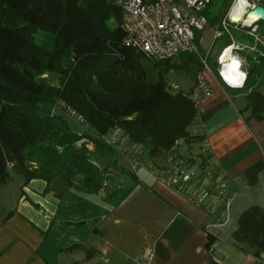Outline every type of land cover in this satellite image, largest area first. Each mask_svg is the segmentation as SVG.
I'll list each match as a JSON object with an SVG mask.
<instances>
[{"label":"trees","instance_id":"1","mask_svg":"<svg viewBox=\"0 0 264 264\" xmlns=\"http://www.w3.org/2000/svg\"><path fill=\"white\" fill-rule=\"evenodd\" d=\"M209 2L204 15L209 26L219 25L231 0ZM120 17L114 0H0V187L9 182V169L23 183L59 176L81 194L102 192V201L116 207L138 182L132 168L119 162L123 153L113 139L119 134L126 148H140L139 159L157 163L175 153V160L195 169L190 183L208 193L222 189L225 177L202 147L204 134L191 130L198 114L191 90L170 88V60H151L121 44ZM240 28L234 40L247 49V73L253 78L264 67V46L246 33L250 28ZM230 44L223 36L221 47ZM201 59L189 54L181 63L194 64L196 74ZM207 62L216 69L212 58ZM260 84L248 99L250 116L257 120L264 112ZM58 100L86 120L81 133L56 111ZM195 144L200 152L188 156ZM206 177L209 185L203 187ZM236 222L232 244L264 257V206L250 205Z\"/></svg>","mask_w":264,"mask_h":264},{"label":"crops","instance_id":"2","mask_svg":"<svg viewBox=\"0 0 264 264\" xmlns=\"http://www.w3.org/2000/svg\"><path fill=\"white\" fill-rule=\"evenodd\" d=\"M259 22L254 33H246L264 46V24ZM219 25L208 23L204 30L212 29V42L225 36L213 38ZM239 26H228L229 40L244 47L240 53L247 72V49L234 40V31H242ZM207 65L210 95L196 93L195 84L187 89L198 109L191 130L204 134L202 147L225 177L222 189L212 193L203 189L204 200L194 198V183L166 181L169 170L139 159V147L127 148L131 155L120 151L129 158L138 182L116 207L102 201V192L86 195L72 190L63 177L27 183L20 177L11 183L9 178L3 186L11 183L14 190L11 202L1 209L0 264H140L136 258L147 244L153 250L149 264H264V257L241 251L231 241L239 214L253 204L264 206V112L262 120L251 117L248 102L258 82L257 91L264 98V67L253 78L247 73L238 89L225 86L217 67ZM68 122L74 132L83 131L73 120ZM118 135L113 139L121 150L126 142ZM199 147L195 144L186 153L197 155Z\"/></svg>","mask_w":264,"mask_h":264},{"label":"built area","instance_id":"3","mask_svg":"<svg viewBox=\"0 0 264 264\" xmlns=\"http://www.w3.org/2000/svg\"><path fill=\"white\" fill-rule=\"evenodd\" d=\"M209 1L211 0H114L115 6L121 9L120 27L123 31L121 44L142 52L148 59L157 61L172 60L185 52L199 53V40L202 37L200 34L208 26V18L204 14L209 6ZM240 1L246 2L241 15V18H244L260 0H234L231 8ZM228 16L227 13L220 22L219 28L214 30V39H218L223 35L230 37L228 26L231 23L227 21ZM257 22L254 20L248 25L243 20H238L236 25L248 27L250 33H254L257 30ZM197 34L200 35L198 44L196 43ZM228 48L234 50L235 57L241 61L240 71L245 72L247 77V72L242 68L244 57L240 51L243 48L234 45L233 42L224 47L218 55L216 60L217 75L225 86L239 89L244 86L246 78L241 87H232L225 82L224 77L221 75V68L224 63L220 61V55ZM201 60L202 69L196 73L194 80L195 92L207 97L210 95L211 90L208 80H206V72H210V68L203 58ZM56 109L64 112L70 120H73L75 124L83 129L87 127L86 120L65 102L58 100ZM174 158L175 153L171 155V159ZM169 171L175 176L173 178L169 177L167 180L171 183H175L177 180L189 182L195 179L197 175L195 169L185 168L184 163L177 159H174ZM213 172L211 170L208 172L209 177ZM209 177L202 181L201 185L203 187L209 183ZM220 178V175H217L214 182L218 183ZM152 251V247L147 244L137 256L136 261L140 264H149L153 257Z\"/></svg>","mask_w":264,"mask_h":264},{"label":"rangeland","instance_id":"4","mask_svg":"<svg viewBox=\"0 0 264 264\" xmlns=\"http://www.w3.org/2000/svg\"><path fill=\"white\" fill-rule=\"evenodd\" d=\"M233 1L234 0H231V2L229 4V7L226 10V13H224L225 16L227 15V13H229L230 8H231V6L233 4ZM225 16H224V18H225ZM211 33H212V29L211 28L210 29L207 28V30L205 32H203V38L204 39L201 40L202 41V43H201L202 47L198 49L199 53H196V52H193V53L185 52V53L179 54L177 57H175L174 59L170 60L172 68L166 74V79H167L166 82H168L170 88L173 89V91L180 89V90H183V91L187 92V89H189L193 84H195L194 80H195V75L196 74L193 73V68H192L194 66V64H192L191 66L190 65H186L185 66V64L181 63V58H183L185 56H188L190 54V55H192L195 58L196 57H198V58L200 57V59L203 58L206 63H207V57H210V58L214 59L215 60L214 62L216 63L218 55L220 54L221 50L223 49L221 47L222 39L219 40V41L215 40V42H212L211 41L212 40ZM261 40L263 41V44H264V39H261ZM244 59H246V58L244 57ZM56 111H58V109H56ZM66 117H67V119H70L67 115H66ZM125 147L121 148V151L126 153L127 148H125ZM128 160H129L128 157L126 158L125 156L121 155V158H120L119 162L121 164L131 168V164H130V162ZM157 160H158V164H159L160 167H164L166 164H169V165L173 164V161H172V163L171 162H167L164 158H160V159H157ZM9 172H10V176H11L10 177V179H11L10 182L12 180H15V178H17V177L21 178L20 175L14 173L11 169H9ZM166 173L171 178L175 177L173 175V173H171V171H168ZM11 183H13V182H11ZM11 183L8 186H1L0 187V216L2 214V210L1 209L3 208V205L9 204L11 202V200H12V197L10 195L13 194L12 191L14 189L12 188L13 185L11 187ZM192 185H193L192 187L195 190V193H193V195L195 196L194 198H198L200 201L204 200V196L205 195L203 196V193H204L203 188L201 189V187L198 188L196 185H194V184H192ZM208 185L209 184H205L204 187L208 186Z\"/></svg>","mask_w":264,"mask_h":264},{"label":"clouds","instance_id":"5","mask_svg":"<svg viewBox=\"0 0 264 264\" xmlns=\"http://www.w3.org/2000/svg\"><path fill=\"white\" fill-rule=\"evenodd\" d=\"M229 50H225V55ZM224 60V56H221V61ZM241 61L236 58H232L230 64H224L221 68V75L224 77L225 82L232 87H241L246 78V73L240 71Z\"/></svg>","mask_w":264,"mask_h":264},{"label":"bare ground","instance_id":"6","mask_svg":"<svg viewBox=\"0 0 264 264\" xmlns=\"http://www.w3.org/2000/svg\"><path fill=\"white\" fill-rule=\"evenodd\" d=\"M245 5H246L245 1H240L236 5H234L231 8L230 13H228L230 19L236 20V21L243 20L244 23L249 25L252 21H254L255 19L259 17V14L253 11V12H249L246 17L241 18ZM226 50H229L227 52V55H225V51H224V53L221 55V56H224V60L221 61V58H220V61L223 62L224 64H230L232 58H236L235 53H233L234 50L231 48H228Z\"/></svg>","mask_w":264,"mask_h":264},{"label":"water","instance_id":"7","mask_svg":"<svg viewBox=\"0 0 264 264\" xmlns=\"http://www.w3.org/2000/svg\"><path fill=\"white\" fill-rule=\"evenodd\" d=\"M255 11L256 13L259 14V17L257 19H255V21H264V0H260L257 4H255V6L253 7V9L251 10V12ZM227 21L231 24H235L237 23L236 20H232L230 19V17H227ZM216 254V252H215Z\"/></svg>","mask_w":264,"mask_h":264}]
</instances>
